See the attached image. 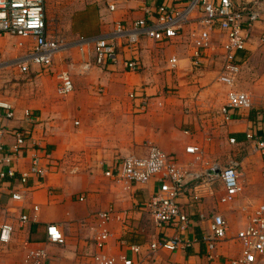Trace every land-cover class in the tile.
Wrapping results in <instances>:
<instances>
[{
	"label": "crops",
	"instance_id": "1",
	"mask_svg": "<svg viewBox=\"0 0 264 264\" xmlns=\"http://www.w3.org/2000/svg\"><path fill=\"white\" fill-rule=\"evenodd\" d=\"M184 1L45 0V17L50 35L72 44L80 38L112 36L118 22L128 27L135 20L147 18V11ZM198 30L193 20L169 41L141 38L131 49L116 41V61L109 65L95 64L91 53L84 50L83 56L76 49L65 55L64 65L57 62V56L48 69L30 65L34 73L30 90L24 85L14 92L8 89V84L2 85L0 100L12 103L15 112V118L3 125L27 130L30 138L26 142L34 144V153H47L50 167L40 184L30 179L27 188L13 181H0V220L13 227L10 243L0 249V264H19L26 241L45 248L48 255L45 264H95L93 257L98 253L117 259L120 256L139 259L143 264H237L241 248L235 236L245 220L240 207L245 201L264 202L262 160L258 155L249 151L254 164L248 156L241 159V191L233 203L218 202L223 194L220 182L215 184L214 195L200 202H190L187 196L180 198L191 220L183 234L170 227L154 226L146 208L150 196L157 191L154 180L125 189L103 174L124 157L144 156L149 145L173 155L187 168L200 169L205 163L221 166L216 160L218 138L226 135L228 145L242 147L246 145L244 132L252 124L258 126V134H264V17L248 31L245 60L235 85L236 90L250 95L251 109L235 113L225 130L213 126L211 131L210 125L216 114L223 123L218 112L228 91L216 82L220 34L212 33L214 48L200 51L199 65L195 67L192 60ZM5 37L10 36L0 37V47ZM16 39L17 51L7 57L0 54V63L20 59L32 47L31 38ZM173 57L176 65L171 69L169 59ZM130 58L139 64L136 71L124 68V61ZM83 61L91 63L87 71L81 70ZM61 71L69 74L73 90L64 100L63 114L56 116L58 106L51 100L50 91ZM25 110L32 112L36 121L26 122ZM229 138L235 144H230ZM2 142L5 149L14 145L10 131L3 135ZM188 147L199 153V161L186 153ZM30 152L16 156L11 164L15 172L29 168ZM75 156L79 162L72 163ZM12 192L25 197L22 201L12 200ZM80 196L82 201L78 200ZM227 205L228 208L224 207ZM32 206L38 207L36 213ZM228 209L235 212L229 218L230 223ZM104 211H111L104 226L108 240L98 247L96 216ZM213 213L223 217L228 231L226 238L208 251L201 241L208 222L200 220L199 215ZM20 214H27L30 220L23 226L17 220ZM47 224L59 227L64 237L62 245L45 242ZM175 235L189 240L191 245L173 252L150 251L153 241ZM132 246L138 247L136 254L130 250Z\"/></svg>",
	"mask_w": 264,
	"mask_h": 264
},
{
	"label": "built area",
	"instance_id": "2",
	"mask_svg": "<svg viewBox=\"0 0 264 264\" xmlns=\"http://www.w3.org/2000/svg\"><path fill=\"white\" fill-rule=\"evenodd\" d=\"M109 9L112 10L113 7L109 6ZM146 14L147 18L135 20L128 27L120 22L116 23L112 36L80 38L75 42V46L82 55L85 54L84 50L91 53L95 64H114L117 56L116 41H121L129 49L141 38L155 42L169 41L194 20L199 26L192 60L195 67L199 65L200 51L214 48L212 33L220 34V40L217 41L220 49L217 54L220 68L216 82L228 89L218 112L223 123L233 121L235 113L248 112L251 109L250 95L236 90L235 85L245 60L243 52L248 41V31L255 22L264 17V0H249L244 3H234L232 0H185L171 6L160 5L153 12L147 11ZM5 35L31 38L33 41L30 50L15 60V65L21 73L27 72L30 65L41 69L50 68L55 56L65 50L67 45L63 38L50 35L48 31L45 0H0V37ZM21 45L19 43V46ZM169 64L173 69L176 59H169ZM90 65V62L83 61L81 70L87 71ZM124 68L136 71L139 64L135 58H130L124 61ZM56 80L57 95L65 97L72 92L73 84L66 71L59 72ZM132 96L133 94L130 95ZM23 117L28 123L36 121L33 113L27 110L24 111ZM14 118L12 103L0 100V181H13L27 188L30 179L40 184L49 172V157L46 152H33L34 144L26 142V139L30 138L27 130L11 129L3 125L4 121ZM257 129L258 126L254 124L247 128L244 132V143L261 158V176L264 182V134H258ZM9 131L14 138V145L5 149L2 137ZM228 141L230 144L236 142L233 138ZM28 151H32L29 156V168L24 172H15L11 165L13 160ZM186 153L194 156L195 161L200 160L199 153L194 148H186ZM238 167L236 161H231L226 167L217 163H205L200 169L187 168L179 164L173 155L163 152L155 145H149L144 156L124 157L103 174L125 189L154 180L157 183V191L146 203L154 226L157 229L170 227L177 234H183L191 220L180 203V198L187 196L190 202H200L212 197L215 184L220 182L223 194L218 198V202L223 205L233 203L241 191ZM24 197L23 194L15 192L10 194V198L15 201H22ZM78 200L82 201L83 197L80 196ZM37 210V206H32L33 212L36 213ZM241 211L245 212V220L235 236L241 248V257L235 263L264 264V202L250 208L242 207ZM110 215L111 211H104L96 216L99 222L95 240L98 247L108 240V232L104 226ZM32 219L34 220L35 216ZM199 219L208 222L207 231L203 232L201 241L208 251H212L216 244L226 238L228 225L219 214H200ZM17 220L21 226L30 221L27 214H20ZM12 233L13 227L0 220V249L10 243ZM45 242L54 245L64 243V237L56 224L46 225ZM190 245L189 240L175 235L153 241L149 249L151 252L159 249L173 252ZM130 250L136 254L138 247L132 246ZM47 257L44 247L33 246L31 242L26 241L19 264H45ZM93 260L95 264H143L139 259L126 256L117 259L104 253L96 254Z\"/></svg>",
	"mask_w": 264,
	"mask_h": 264
},
{
	"label": "rangeland",
	"instance_id": "3",
	"mask_svg": "<svg viewBox=\"0 0 264 264\" xmlns=\"http://www.w3.org/2000/svg\"><path fill=\"white\" fill-rule=\"evenodd\" d=\"M51 15H52V13H51ZM16 43H17L16 37H14V36L5 37L4 40H3V44L0 47V52H1L0 54L1 55L2 54L6 55V57L13 55L17 51V49L15 47ZM76 49H78V48H76L75 43L67 44L65 46V50L61 51L59 54L56 55L57 56V62H59L60 64L61 63L62 64L65 63L66 60L63 59L65 57V55H67L69 51H73V52L77 51ZM19 50L22 51L23 49H19ZM15 62L16 61L7 62V63H3V62L0 63V88H2V85L8 84V89L9 90H13L15 92L17 88H21L22 86L26 85V86H28V88L30 90L31 89L32 77L34 76L33 75L34 73H31L30 68H29L28 72L21 73L20 70H19V67L15 65ZM54 83H55V85H53L54 88L51 89V91H50V98L58 106L57 107V112H56V116H58V115L63 114L62 112H64L63 111L64 100L66 98H68L70 96V94H69V96H65V97L58 96L57 93H56L57 81L55 80ZM205 112L208 113V110H205ZM210 125H211V131L214 129V127H216V128L219 127V129L225 130V128L227 126H229L228 124L221 123V120L217 116V114H216V120H213V122ZM225 136L226 135H223L222 138H218L220 146H219L218 150L216 151V157H217L216 160L220 161V164H221L222 167H226L231 161H233V162L236 161L238 164H240L241 159L243 157H246V156L249 157L250 161L253 164L255 163L254 159H253V156H249L250 154L253 155L254 153H253L252 149L248 145H243L242 147L230 146V145H228ZM230 147H232V148H230ZM67 159L71 160L70 158H67ZM228 159H229V161L225 162V160H228ZM61 161H63V160H61ZM71 162L72 163L79 162V157L75 156V159H72ZM67 165L68 164H64V166H67ZM239 168L240 167H238V171H239ZM261 202H256L255 203V202L251 201V203H249L248 201H245L243 203H246V204L241 206L240 210H241L242 207L250 208L251 206H253L255 204H259ZM228 206L229 205L224 206V207L228 208ZM228 210L229 211H228L227 220L230 223V219L229 218H233L235 212H233L234 210H230V209H228ZM240 212L243 215H245V212H243V211H240Z\"/></svg>",
	"mask_w": 264,
	"mask_h": 264
}]
</instances>
